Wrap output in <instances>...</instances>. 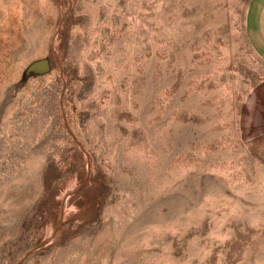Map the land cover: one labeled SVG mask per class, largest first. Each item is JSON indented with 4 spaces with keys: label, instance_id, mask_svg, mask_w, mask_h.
<instances>
[{
    "label": "rangeland",
    "instance_id": "374dc122",
    "mask_svg": "<svg viewBox=\"0 0 264 264\" xmlns=\"http://www.w3.org/2000/svg\"><path fill=\"white\" fill-rule=\"evenodd\" d=\"M250 2L0 0V264H264Z\"/></svg>",
    "mask_w": 264,
    "mask_h": 264
},
{
    "label": "crops",
    "instance_id": "0c3cea01",
    "mask_svg": "<svg viewBox=\"0 0 264 264\" xmlns=\"http://www.w3.org/2000/svg\"><path fill=\"white\" fill-rule=\"evenodd\" d=\"M248 39L257 54L264 60V0H251L246 19ZM247 113L264 116V82L255 89L250 96ZM251 141H256L254 138ZM264 136L258 137L260 142L258 152L264 160Z\"/></svg>",
    "mask_w": 264,
    "mask_h": 264
}]
</instances>
